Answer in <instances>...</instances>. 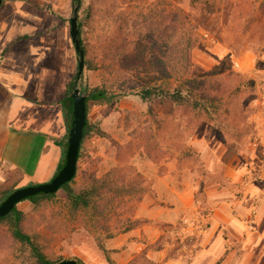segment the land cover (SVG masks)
<instances>
[{"label": "rangeland", "instance_id": "rangeland-1", "mask_svg": "<svg viewBox=\"0 0 264 264\" xmlns=\"http://www.w3.org/2000/svg\"><path fill=\"white\" fill-rule=\"evenodd\" d=\"M8 1L9 11L23 17L11 21V26L24 32L1 52V59L10 47L18 46L33 63L62 65L70 49V92L85 87L86 95L106 90L111 97L90 104L91 129L70 186L79 192L93 179L103 178L114 179L117 186L96 200L97 210L72 209L66 190L37 205L19 203L21 227L39 250L54 263L76 259L83 264H128L143 254L164 264L173 255L201 254L204 247L219 252L214 242L219 230L215 228L219 184L241 169L243 178L251 176L264 186V163H253L252 158L263 153L257 143L264 137V0H208L216 3L213 15L189 0H82L80 38L87 50L85 62L91 67L85 64L79 79H75L79 54L70 36L76 6L72 0ZM177 10L193 21L199 36L192 51V74L225 64L226 72L209 89L221 84L234 89L239 80L233 73L242 74L251 84L229 97L232 115L227 129L217 131L219 125L166 99L142 101L130 94L145 68H132L121 54H115V48L121 52L127 44L129 50L134 48L150 17ZM219 143L226 147L220 160ZM11 175L10 181L19 185L21 173L9 169L5 180ZM232 195L241 199L244 193ZM135 221L137 227L126 231ZM209 233H214L213 240L206 245ZM159 244L162 250H157ZM0 264H36L30 246L16 241L9 220L0 223Z\"/></svg>", "mask_w": 264, "mask_h": 264}, {"label": "crops", "instance_id": "crops-1", "mask_svg": "<svg viewBox=\"0 0 264 264\" xmlns=\"http://www.w3.org/2000/svg\"><path fill=\"white\" fill-rule=\"evenodd\" d=\"M10 5L3 0L0 7V55L24 32L11 26V21L23 17L9 11ZM10 48L4 58L0 56V180L11 169L22 175L17 187L46 183L58 173L68 147L73 118L68 98L72 53L67 50L62 65L33 63L18 46ZM257 144L263 153L255 154L253 163H264V137ZM225 148L219 143V160ZM243 177L241 169L233 170L230 181L219 184V223L215 225L219 230L214 241L219 252L204 247L201 254L173 255L164 264H264V186L251 176ZM240 192L244 193L241 199L232 195ZM212 234L206 245H211Z\"/></svg>", "mask_w": 264, "mask_h": 264}, {"label": "trees", "instance_id": "trees-1", "mask_svg": "<svg viewBox=\"0 0 264 264\" xmlns=\"http://www.w3.org/2000/svg\"><path fill=\"white\" fill-rule=\"evenodd\" d=\"M192 6H202L203 12L208 15L216 13V3L208 0H189ZM74 5L82 3V0H72ZM159 20V21H156ZM145 33L139 35L135 43V47L129 50L127 44L124 51H119L115 48V54H121L124 61H129V66H136V68L144 69L146 73L139 77L137 86L130 87V94L138 96L142 101L149 99H166L178 108L189 110L198 118H204L212 124L219 125L217 131L220 129H227L228 117L232 115V110L229 105V97L243 93L246 87L251 86L250 82L240 73H233L239 80V84L232 89L226 85L219 86L214 89H209L213 82L219 78L222 73L226 72V65H218L212 70L201 74H192V51L198 44L199 36L197 29L193 26V21L186 17L182 10L173 11L168 16L150 17ZM83 28L82 22L79 20L80 31ZM81 39V38H80ZM81 45L85 52V61L87 50L81 39ZM148 56H151V65L146 63ZM86 66L89 65L85 62ZM91 67V65H89ZM145 76V77H144ZM77 79V76L76 78ZM73 86V83L70 85ZM231 92V93H230ZM71 103V112L73 116V100L71 96L68 97ZM111 97L108 91L100 90L87 95V114L89 115L90 104L101 101H109ZM73 120V118H72ZM71 129V126H70ZM91 129L87 117V125L85 127L84 139ZM83 144V143H82ZM66 152L64 160L59 170L65 164ZM81 149L79 159L81 158ZM58 170V171H59ZM76 177V176H75ZM75 179V178H74ZM73 179V180H74ZM12 175L7 177L4 183L0 184V200H5L14 190L18 189L17 183H12ZM72 180V181H73ZM71 181V182H72ZM65 184L60 190L68 192V200L74 210L82 209H99L96 203L97 199L108 192L111 188L117 186L114 179L103 178L93 179L91 185L82 189L79 192L74 191L70 184ZM20 188V187H19ZM59 190V191H60ZM58 191V192H59ZM57 193L54 194H39L30 197L24 201H30L33 204H40L42 202L52 200ZM22 201V202H24ZM18 206V205H17ZM15 208L10 214L0 218V223L4 221H11L14 226V237L17 242L30 246L32 253L36 257V264H56L48 260L45 255L39 250L38 245L33 238L26 233L21 227L23 213ZM139 223L135 221L130 223L126 231H130L137 227ZM125 231V232H126ZM157 250H162L163 245L159 244ZM79 264H83L78 260ZM128 264H156L153 260L147 257L146 254L140 255L135 260Z\"/></svg>", "mask_w": 264, "mask_h": 264}, {"label": "water", "instance_id": "water-1", "mask_svg": "<svg viewBox=\"0 0 264 264\" xmlns=\"http://www.w3.org/2000/svg\"><path fill=\"white\" fill-rule=\"evenodd\" d=\"M3 0H0V7ZM78 3L73 11L70 20V36L75 45L76 52L79 54L77 79L81 77L85 69V52L81 45L79 29V10ZM86 88L75 87L71 93L73 100V120L69 131V141L65 157V164L61 170L46 183L28 185L14 190L5 200L0 203V218L7 216L15 210L16 206L22 201L39 195L57 193L65 184L71 182L77 173L80 149L84 140L85 127L87 125V95ZM56 264H79L76 259L62 260Z\"/></svg>", "mask_w": 264, "mask_h": 264}]
</instances>
